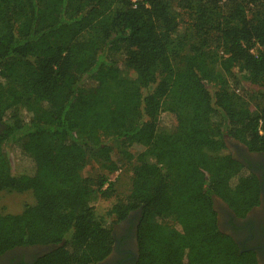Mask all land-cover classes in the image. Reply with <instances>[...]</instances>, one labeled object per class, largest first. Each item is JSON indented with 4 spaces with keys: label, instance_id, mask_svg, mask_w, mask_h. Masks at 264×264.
Wrapping results in <instances>:
<instances>
[{
    "label": "trees",
    "instance_id": "obj_1",
    "mask_svg": "<svg viewBox=\"0 0 264 264\" xmlns=\"http://www.w3.org/2000/svg\"><path fill=\"white\" fill-rule=\"evenodd\" d=\"M236 69L264 84V0H0V192L36 199L0 213V255L40 245L52 249L29 264L105 260L113 225L93 202L131 166L108 215L141 209L135 264H258L220 228L214 200L244 216L261 191L225 152L227 135L264 153V93L251 107ZM12 149L30 163L15 174Z\"/></svg>",
    "mask_w": 264,
    "mask_h": 264
},
{
    "label": "flooded vegetation",
    "instance_id": "obj_2",
    "mask_svg": "<svg viewBox=\"0 0 264 264\" xmlns=\"http://www.w3.org/2000/svg\"><path fill=\"white\" fill-rule=\"evenodd\" d=\"M0 126H2L1 123ZM226 142L234 149L235 157L258 176L261 191L258 203L244 216L236 215L223 199L214 197L218 223L220 228L235 240L242 252L252 254L258 264H264V153L250 151L242 142L227 135ZM139 210L130 212L127 218L120 221L123 231L113 232L114 248L101 264L136 263L139 258L137 240V228L141 215ZM46 248L40 245L15 247L0 255V264L32 263L46 252Z\"/></svg>",
    "mask_w": 264,
    "mask_h": 264
},
{
    "label": "rangeland",
    "instance_id": "obj_3",
    "mask_svg": "<svg viewBox=\"0 0 264 264\" xmlns=\"http://www.w3.org/2000/svg\"><path fill=\"white\" fill-rule=\"evenodd\" d=\"M189 12L182 11L181 19L183 20L184 25H188L189 20ZM256 51V49H255ZM239 77V73L234 70V76L232 77V84L236 86V90L239 94L243 95L245 99L248 101L251 107H255L256 97L259 93H264V84H253L244 80H241ZM209 89L215 93L216 87L214 85H209ZM2 126H0L1 130ZM229 138V137H227ZM107 140V139H106ZM110 143H115L113 141L108 140ZM232 142V141H231ZM12 170L13 173H17L18 171H22L23 165L30 163L28 161H23V159L17 154L16 149H12ZM233 148L230 144L227 143V149L225 152L233 153ZM100 158L96 154V150H90L88 155V162L83 170V173L86 176H95L100 171ZM110 179L113 181V193L110 197H104L101 194L96 195V199L93 202L96 215L99 219L103 220L107 225H113V232L117 231V233L123 231L121 229L120 221L116 222V218L114 216L108 215V210L112 208L118 202H124L126 196L129 194L132 183H133V170L131 166L124 167L118 172H115ZM36 202L35 196L32 191H8L3 190L0 192V213H19L21 212L25 205L34 204ZM163 222L165 224H173L174 219L172 217H164Z\"/></svg>",
    "mask_w": 264,
    "mask_h": 264
},
{
    "label": "built area",
    "instance_id": "obj_4",
    "mask_svg": "<svg viewBox=\"0 0 264 264\" xmlns=\"http://www.w3.org/2000/svg\"><path fill=\"white\" fill-rule=\"evenodd\" d=\"M133 3V6L135 7L139 2H141L142 0H131ZM221 3L225 2L226 0H219ZM254 51V50H252ZM118 172V171H117ZM111 180V179H110Z\"/></svg>",
    "mask_w": 264,
    "mask_h": 264
},
{
    "label": "water",
    "instance_id": "obj_5",
    "mask_svg": "<svg viewBox=\"0 0 264 264\" xmlns=\"http://www.w3.org/2000/svg\"><path fill=\"white\" fill-rule=\"evenodd\" d=\"M240 144H242V143H240ZM244 145H245V144H244ZM215 198H217V196H215ZM139 212H140V214H141V209L139 210ZM51 249H52L51 247H47L45 251H49V250H51ZM101 263H102V261H101V262H98V263H96V264H101Z\"/></svg>",
    "mask_w": 264,
    "mask_h": 264
}]
</instances>
